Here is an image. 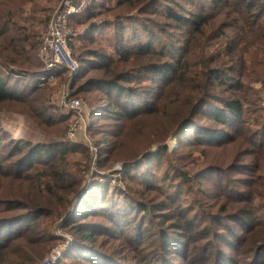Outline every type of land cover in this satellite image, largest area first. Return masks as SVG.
<instances>
[{"label":"rangeland","instance_id":"374dc122","mask_svg":"<svg viewBox=\"0 0 264 264\" xmlns=\"http://www.w3.org/2000/svg\"><path fill=\"white\" fill-rule=\"evenodd\" d=\"M61 1L1 0L0 40L13 33L41 43ZM94 2L74 29L78 68L71 77L46 73L39 50L29 66L6 65L0 41V72L20 97L0 103V171L9 175L0 179V198L12 192L25 206L43 207L30 232L50 239L46 253L70 239L63 264H262L264 154L240 136L216 144L210 135L221 126L208 107L227 96L213 77L229 81L228 25L232 10L245 9L248 0ZM170 10L205 15L203 36L188 39L168 20ZM173 46L184 47L187 57L172 60ZM169 65L177 72L166 73ZM253 88L260 96L252 100L245 135L259 133L256 141L264 144V91L259 83ZM64 94L89 107L73 139ZM17 142L56 157L24 159ZM69 146L83 148L58 153ZM15 171L21 182L10 176ZM246 210L250 223L233 215Z\"/></svg>","mask_w":264,"mask_h":264},{"label":"trees","instance_id":"16d2710c","mask_svg":"<svg viewBox=\"0 0 264 264\" xmlns=\"http://www.w3.org/2000/svg\"><path fill=\"white\" fill-rule=\"evenodd\" d=\"M1 1V0H0ZM139 3L145 2V0H134ZM221 0H210L212 3L219 2ZM1 3V2H0ZM95 6V2L92 7L84 14H88ZM245 9H233L234 17L230 19L228 30V62H229V81L224 80L219 76V73L214 80L220 85L225 86L223 91L226 97H220L218 99L220 106L214 107V105L208 106V101L204 97L199 99V104L203 107H210V118L221 126V130L213 131L211 133V139H213L219 146H225L229 142H234L240 139L244 140L248 145L257 147L264 154V144L258 143L256 140L259 134H250L248 138L245 133H249L247 126L249 125V119L246 118L249 114H252L250 108L252 106V100L258 95L257 89L253 88L255 84H261L264 91V0H248V3H244ZM188 15V17H187ZM168 20L176 22L181 26V30L184 31L185 36L191 39H197L198 36H203L204 26L207 24V18L205 15L192 13L191 11L181 10L176 12L170 10L167 12ZM50 20V19H49ZM49 20L46 22L48 24ZM78 20H73L72 26L75 29ZM47 26V25H46ZM232 30V31H231ZM232 32V33H231ZM3 36V35H2ZM75 39L73 44L78 40ZM5 43V50L8 55L5 57L6 65H14L17 67H26L31 64V54L35 50H39L41 43L37 41L36 35L27 37L22 34L4 35L0 40ZM147 48V45H144ZM172 47V46H171ZM168 48L172 60L182 56L187 57V51L185 48L180 50L179 47L173 46ZM95 60H102V56L99 53H89ZM120 54V53H119ZM126 57L127 52L121 53L120 56ZM184 57V59L186 58ZM176 62V63H177ZM167 72L176 73V65H169ZM154 72L157 68H153ZM185 70L179 68L178 72ZM182 80V79H180ZM115 85V83H113ZM10 78L3 75L0 72V103L12 102L19 100L20 97L15 91ZM124 107V106H121ZM233 131V133H231ZM198 133V131L196 132ZM264 137V125L260 131ZM5 141L0 137V145ZM16 149L20 150L19 155L27 153L26 158H48L55 159L56 154L53 151H46V149H39L33 147L29 143L17 142ZM79 148L80 146H69L66 149H62L58 153L68 154V149ZM85 149V148H84ZM22 159V160H24ZM25 161V160H24ZM8 172L0 171V179L7 178ZM10 176L13 180L21 182L23 179L22 173L15 171ZM53 180H59L61 174L56 172ZM16 197L15 193H7L6 197L0 198V208L5 212L6 216L0 218V264H41L42 259L46 255L47 246L50 243V239L45 237L37 238L32 232V224L36 221V215L43 216V207L29 206L20 203L19 200H13L11 197ZM13 200V201H11ZM104 203V202H103ZM86 207V206H85ZM22 208L28 210L27 213L13 215L10 212ZM225 208V207H224ZM226 209V208H225ZM12 214V215H11ZM233 215L239 219L240 216L244 220L249 217L247 210L244 212L233 213ZM247 221L250 223L251 218ZM77 232H83L80 228H77ZM91 235H89L90 237ZM46 253V254H45ZM65 258V257H64ZM63 258V259H64ZM256 259V258H255ZM261 261L259 258L256 262ZM63 264V260L60 262ZM264 264V261L262 262Z\"/></svg>","mask_w":264,"mask_h":264},{"label":"built area","instance_id":"2783aa9c","mask_svg":"<svg viewBox=\"0 0 264 264\" xmlns=\"http://www.w3.org/2000/svg\"><path fill=\"white\" fill-rule=\"evenodd\" d=\"M94 0H62L52 15L50 22L41 37L38 53L46 73L63 72L70 77L78 68L73 58L71 45L78 37L72 22L83 16L93 5ZM49 79H54L50 77ZM61 104L71 114L69 137L76 138L79 131L86 125L88 105L80 98L63 95ZM70 239L52 248L42 259L41 264H60L69 248Z\"/></svg>","mask_w":264,"mask_h":264}]
</instances>
